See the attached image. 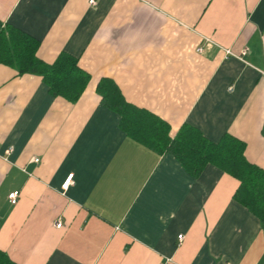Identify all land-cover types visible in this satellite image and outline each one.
<instances>
[{
    "label": "crops",
    "instance_id": "obj_1",
    "mask_svg": "<svg viewBox=\"0 0 264 264\" xmlns=\"http://www.w3.org/2000/svg\"><path fill=\"white\" fill-rule=\"evenodd\" d=\"M92 1L0 0V23L35 40L41 63L64 54L88 75L68 102L0 65V251L14 264H264L237 181L212 165L192 177L128 138L95 93L108 79L170 139L183 124L226 134L264 170V0Z\"/></svg>",
    "mask_w": 264,
    "mask_h": 264
},
{
    "label": "trees",
    "instance_id": "obj_2",
    "mask_svg": "<svg viewBox=\"0 0 264 264\" xmlns=\"http://www.w3.org/2000/svg\"><path fill=\"white\" fill-rule=\"evenodd\" d=\"M37 42L0 23V65L18 74L38 76L52 96L74 102L83 91L88 75L76 60L59 54L53 63L43 64L35 57ZM100 104L118 116V126L125 136L157 155L169 154L192 177L206 165H212L237 181L232 200L257 220L264 232V170L248 163L244 145L224 134L213 143L193 127L183 124L173 138L167 136L165 123L148 112L124 102L118 88L108 79L95 87ZM0 264H14L0 251Z\"/></svg>",
    "mask_w": 264,
    "mask_h": 264
},
{
    "label": "built area",
    "instance_id": "obj_3",
    "mask_svg": "<svg viewBox=\"0 0 264 264\" xmlns=\"http://www.w3.org/2000/svg\"><path fill=\"white\" fill-rule=\"evenodd\" d=\"M89 3H90V5H92V4H93V1L90 0ZM197 51L200 52L201 50L198 49ZM223 53H224L225 56H230V55H231V53H230L228 50H224ZM33 162H34V163H38V160H37V159H33ZM71 177H72L71 174L67 175L66 178L64 179V181L62 182L60 188H61L63 191L66 190V188L72 183V181H71ZM17 197H18V192L13 191V192H11V193H9V194L7 195V201H8L11 205H14V204L16 203ZM54 227H55V228H59V227H60V222H55V223H54ZM181 239H182V236H177V240H178V241H180ZM165 264H166V263H165Z\"/></svg>",
    "mask_w": 264,
    "mask_h": 264
}]
</instances>
